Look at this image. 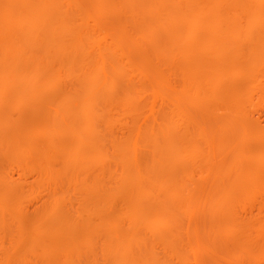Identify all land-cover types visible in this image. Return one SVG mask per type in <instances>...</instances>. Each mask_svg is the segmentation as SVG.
<instances>
[{
    "label": "rangeland",
    "instance_id": "1",
    "mask_svg": "<svg viewBox=\"0 0 264 264\" xmlns=\"http://www.w3.org/2000/svg\"><path fill=\"white\" fill-rule=\"evenodd\" d=\"M151 1L59 0L58 5L61 3L59 6L63 11L72 10L76 14V6L78 11L84 9L89 14L83 20L78 17L80 13L76 10L78 18L71 15L75 18L73 21L70 17L72 25H66L67 28L62 26L66 30L68 26L72 28V32L67 30L69 33L65 32L61 39L65 46L62 52L41 48L21 53L19 57L18 52L11 51L23 41L8 37V42H5L0 38L1 51L8 45V52H0V65L6 60L17 66H25L23 70H30L29 66L32 65H43L40 72L31 79L32 89L27 86L28 73L20 70L23 80L18 72L17 75L12 74L19 76L18 83L14 86L8 83L10 86L6 88L5 98L0 94V111L8 118L0 134V205L4 204V210L0 207V264H114L113 258L105 252V236L109 228L101 227L100 222L110 220L122 230L128 228L125 220L119 216L124 206L116 193V180L122 174L123 165L128 168L127 176H138L133 171L134 165L138 163L142 165L140 174L144 175V190L149 192L142 201L148 206L162 201L173 211L176 226L167 231L177 234L175 247L181 253V259L177 255L169 257L166 250L157 243L158 235L142 232L146 237V245L134 250V259L139 261L138 264H145L143 259L146 250L154 252L158 264H264V188L261 186V190L254 191V186L258 187L259 179L264 175V168L257 165V151L264 145V76L261 74L264 73V66L260 61L256 67L253 66L255 61L252 56L248 52H241L235 60L230 59L236 62L233 65L234 72L222 82H215V72L221 67L218 64L221 63L218 62L220 54L214 52V49L213 52L199 50L194 53L197 68L208 79L198 87H195L194 82L185 87L181 69L184 65L182 56L189 49L188 44L178 45L177 41H172L168 28L164 29L163 10ZM237 1L182 0L180 12L192 22L183 20L177 34L197 40L201 33L193 25L194 21L214 19L219 10L229 11ZM255 2L264 8V0ZM214 5L217 6L215 11ZM94 19H97V24L93 22ZM241 19L243 17L238 14L236 24L239 27L242 26ZM152 22L158 23L154 29L150 26ZM219 22L226 27L230 19L225 18ZM83 27L89 32L84 39L86 42L81 41L79 46L83 49L81 55L75 44L78 38L76 31ZM40 32H45L44 36L50 34L47 27ZM253 39L250 36L243 37L238 43L232 41L234 43L227 45L228 50L245 51ZM227 46L221 43L219 48L223 50ZM225 53L230 55L226 57H234L232 52ZM101 57L104 69L109 67V63L122 68L125 82L128 80L130 84L127 88H133L135 98L131 97L134 111L126 106L124 109L117 105L110 108V113L105 112L106 118L112 119L108 130L104 121L96 122L95 129L103 141L101 155H105V161L94 164L98 165L95 170L84 173L83 162L67 167L63 165L64 157L54 153L56 144H71L69 137L60 139L55 135L57 129L65 127L64 122L69 121L66 117L58 119L55 111L59 110L65 96L75 98L84 94L85 90L79 89V81L83 79L82 69L85 66L90 70L95 69ZM12 76L8 75V79L11 80ZM212 78L214 80L210 81ZM48 80L56 82V86L46 88L45 81ZM235 88L244 93L246 99L239 104V113L234 116L229 108L218 107L215 95H222L224 91ZM117 91V95L122 92L121 89ZM174 114L177 130L190 134L188 140L191 138L189 141L198 146L202 156L197 162L192 161L190 154L175 149L174 157L179 170L177 179L181 182V185L176 186L178 198L163 199L166 190L154 180V175L147 173L151 158L147 152L150 144L145 138L151 131L138 134L136 131L147 125L158 127L165 117ZM243 119H246L243 123L248 122L249 132L253 130L257 133H253L255 136H250L248 140L244 137L240 139L243 136L240 124ZM20 124L25 137L18 134ZM27 138L36 141L37 149L47 155H22L19 145ZM132 143H136L138 151L121 160L120 153L114 151L113 146L120 145L124 147L122 150H127L125 147L130 149ZM247 159H252L249 160L252 164L249 171L244 166ZM45 163L51 166L52 174H55L51 180H43L41 164ZM254 170L257 172L255 176ZM238 181H243L244 186L241 199H237V202L231 197L224 198L226 187L232 189V192ZM95 185L97 187L93 192L91 186ZM208 195L212 199H208ZM149 211L147 216L153 213ZM39 224L43 230L37 237ZM58 225H63V231L56 232ZM223 225L233 227L231 234L225 236L224 231H219L218 226ZM49 239L51 249L44 251ZM69 240L71 246H66Z\"/></svg>",
    "mask_w": 264,
    "mask_h": 264
},
{
    "label": "bare ground",
    "instance_id": "2",
    "mask_svg": "<svg viewBox=\"0 0 264 264\" xmlns=\"http://www.w3.org/2000/svg\"><path fill=\"white\" fill-rule=\"evenodd\" d=\"M58 1L59 0H0V3L2 2L0 6V15H1L0 38L5 42L6 41L8 42V37L15 39L18 38L19 39L18 42L20 40L23 41L21 42L20 45L18 42H16L18 43L19 46L14 47L13 51L11 52L14 53L18 52L20 57V55H22L21 53L32 52L35 49L39 50L41 48L45 50L51 49L54 50V52H62L64 50L65 46L62 44L61 39L63 38L67 30L72 32L71 30L72 28L68 26V29L66 30V29H62V26L65 27L66 25H70V17L72 18L71 15H73L74 12L72 10L70 11L67 9L66 11H63V8L62 7L60 8L59 6L61 5V3H59L58 5ZM152 1H151L152 3L157 4V6H159L164 12L165 15L164 23L166 25L164 29L166 27L168 28L169 30L168 34L171 36L172 41H177L179 43L178 45H182V44L185 45L186 43L188 44L187 47H189V49L185 51L186 54L182 56L184 60V65L182 66L181 69L185 87L188 84H190V82H194L195 87H198L202 82H205L208 79V77L205 74H202L204 72L202 70H198L197 68L198 62L195 60L194 53H197L199 50L201 51L206 50V52H210V51L213 52L212 49H214V52L216 53L218 52V55L220 54L219 60L218 59L216 60H218V62H221L218 63L221 64V67L215 72L217 74L215 77L216 79L214 80V78H212L210 81L214 80L215 82L217 81L222 82L223 79L227 78L230 74H232V72H234L235 70V66L233 65L236 64V62L234 63L233 61L235 60V57L237 58L239 57L238 55L241 52H248L249 55L252 56L255 63H253L254 65L253 64L251 65L256 67L258 62L260 61L264 66V8L260 5V3L255 2L256 0H238L237 3L234 4V6L229 11L227 9H223L222 11H220L219 10L220 6H218L219 11L217 16L214 17V19L207 20L206 22H201L197 20L194 21L193 25L198 27L201 33L200 37L197 40L190 39L187 37L185 38L181 37L176 32L178 31L179 24L182 23L183 20L185 21L190 20V19H186V17H183L184 14L180 12L181 6L183 5L182 0H152ZM212 7L213 5L211 6V8ZM74 8H75V13L77 14L79 8H76V6ZM147 8L149 9V5L147 6ZM213 10L214 11L217 10V6H215ZM78 12L80 13L78 17L81 18L87 17L88 12L86 13L84 9ZM76 14H74V16L77 19L78 17L76 16ZM238 14H241V17H243V19H241L242 20L241 27H239L236 24ZM225 18L230 19V23L229 25H226V27L220 24L219 22V20H223ZM93 22L97 24V19H94ZM83 24L84 23H82V26ZM157 24H158L157 22H152L150 23V26H152V28L154 29ZM46 27L47 29L49 28V32H50V34L48 33L49 36L46 35L44 36L45 32L44 34H42L43 32L42 33L40 32L41 29ZM84 27L80 30L77 31L75 30L77 32L78 38L76 37L77 42L75 44L76 47L75 46L74 47L78 49L79 52H81V55L83 53L82 51L83 49L79 46L81 44V41H85L84 39H86V37L88 36L87 35L88 30H86L85 29L86 27L85 28ZM250 36H253L255 40L253 39L252 44H249V46L245 51L242 49H237L234 51H232V49L228 50L229 47L227 45H229L230 42L234 43L235 41H237L236 43H238L243 39V37L245 38ZM12 41L14 42V40ZM9 42L11 43V40H9ZM16 43H14V46H16L15 45ZM221 43L226 44L227 49L226 48H224L223 50L220 49L219 45ZM5 47L6 48L4 49V51L0 50V52H8V45ZM225 52H232L231 54L234 55V57H226L230 55H228V53L226 54ZM230 59H234V60H230ZM111 64L109 63V67L107 69H104L103 68L104 61H103V57H101L100 61L96 63L95 69L90 70L89 67L85 66L82 69L83 79L79 81L80 85L78 84L79 89L82 88L81 90H85V92L83 91L84 94L81 93L79 96L75 95L76 96L75 98H71L72 96L65 98L66 97L65 96L59 106V110L55 111V113H57L56 117L58 119H60L61 117L64 118L66 117V119H68L69 121L67 120L68 123L64 122L65 127L63 128H61L59 125L61 129H57L56 134L55 133L54 134L58 136L60 139H63L64 137H69V139H71V144L69 143L70 144V145L68 144L69 146L68 145L62 146V144H58V145L56 144L54 146V153L64 157L65 163H63V165L66 164L67 167L74 166V164L79 161L83 162L84 167L82 170L84 173H88L89 171H91V169L95 170L94 168L97 167L98 165L95 166L94 164H101L102 162L105 161V158H103V156L105 155L104 154L103 156L101 155V150L103 148V144H102L103 141L101 142V139H99L100 136L98 134L99 132L96 131L95 129L96 122L104 121L106 123L105 124L106 130H108L109 125L111 126L112 119L109 118L107 119L105 116V112L108 111L110 113L111 110L110 108L116 105L122 106L120 108L123 109L124 106H126V108L133 110V102H134L132 101V98L134 97L132 94L133 88H127L130 84L128 85V80L127 82H125L126 78L124 76V73L122 72V68H120L119 65L113 66ZM41 65L42 64H37L34 66L32 65L31 67L29 66L30 70L24 69L28 73V75H26L27 76L26 80L28 82L27 86L30 89L33 88L31 79L33 75L38 74L40 72L41 70L40 67L43 66ZM253 66H251V68L254 69ZM23 68H25V66L24 67L17 66L16 63L13 62L8 63L7 60L0 65L1 97L5 98L7 93L6 88H8V86L10 85L14 86L15 84L18 83L17 79H19L18 78L19 76L15 77V75L12 76V74L16 73L17 75V72L18 75L22 74V73L19 74V71L20 70L24 71ZM99 71H101V73ZM261 74L264 76V73ZM8 75L12 76L11 80L10 78L8 79ZM24 75L25 74H23V76ZM21 76L22 75H20V77ZM8 83L10 85H8ZM45 83H46L45 84L46 88L49 89L55 87L57 84L52 80L45 81ZM220 84L222 85V83ZM119 89H121L122 92L121 93L119 92L120 94L117 95L118 94L117 90ZM244 98H245V94L242 92L240 93V91H238L237 88L229 89L227 92L224 91V94L222 93V95L221 94L215 95V99L218 107L224 106L229 108L230 112L234 116L239 113L238 107L239 104L246 99ZM175 117H176L175 114L173 116L165 117V119L158 125V127L157 125L156 126L147 125L142 129L139 127L136 131V134L141 133L143 131L144 132L151 131V134L148 137L146 136L145 138V140L148 141L150 144V148L149 150H147V152L150 154V158H151L149 163V171H147V173L154 175V180L158 182L164 190H166L163 199L166 197L167 198L170 197L171 199H174L175 197L178 198L176 192L177 190L176 186L181 185V182L178 181L177 179L179 170L176 166V161L174 157L175 149L179 148L181 151H184V153L187 152L188 154H190L192 161L197 162V159L201 158L202 156V153H200L198 146L195 143H192L193 141L191 142L189 141L191 138L188 140V138L190 137V136L188 137V135L190 134H188V132L186 131L179 132L177 130L176 126L174 125ZM152 119L150 120L154 121ZM7 121L8 118L5 117L3 114H1L0 111V134H2L1 132L4 131V125L7 123ZM243 121H246V119H243L242 122L240 123L242 124L241 130L243 135L242 137H240V139L244 137L247 138L246 140H248L249 138H251L250 136H252L254 132L253 130L252 131L250 130L251 132H249L248 122L243 123ZM23 131L24 130L22 124H20L18 129V134L24 136ZM254 134L257 135L256 132ZM27 139L28 140L23 139L19 145V149L21 150L22 155L24 154L31 157L33 155L42 156V154L43 155L46 154L44 151L42 150L40 151L39 148L37 149L38 144L36 143V141H32V138L31 139L27 138ZM242 140L241 143L243 142ZM132 144L130 149L129 147H125V149L127 148V150H122V148L124 149V147H121L120 145L119 146L121 148L118 145H114L113 150L116 151L117 153L119 152L120 153L119 155H121L122 157L120 159L123 160L131 155H135V153L138 151V147L136 143H132ZM259 149H260L259 151L256 150L257 157L259 158V162H257V165L264 168V145L261 146V148ZM29 154L32 155L30 156ZM99 154L100 156H98ZM249 160L247 159L246 163H244L245 169H247L248 171L252 165L249 162ZM41 166H43L41 167L44 176L43 180L44 181L45 179L51 180L53 176H55V174H52L54 172L52 171L51 166L48 163H45L44 165L41 164ZM123 167L125 169L121 168L122 174H119L116 180V184L118 186V190L116 193L121 198L122 204L124 206L119 216L125 220V223L127 224L128 228L126 230H122L116 227V225L112 224L113 222H110V220H105V219L100 222L101 225L98 223V225H100L101 227L108 226L109 228V230L107 231L108 233L106 232L107 235L105 236L106 255L113 258L114 264H138L137 262L139 261L134 259L136 256V252L134 253V250H138L142 246L146 245L145 243L146 241L144 240L146 237L142 232H148L150 234L159 236L157 243L160 245V247H162V249L166 250V252L169 254V257L176 255H177L176 257L178 256L180 257L181 253L178 251L177 249L178 247L177 248L175 247V242L178 239V236L175 233L173 234L172 232L167 231L176 226L173 211L169 209L167 206H165L162 201L153 202L150 206L145 205L143 203L142 199L148 196L149 192H146L144 190L145 186L143 185V180H142L144 175L140 174V167H142V165H140L139 163L134 165L133 171L138 174V176H134V177L127 176L126 172L128 168H126L124 165ZM181 171L183 172L184 170ZM253 174L255 176L257 172ZM248 176H250V173H248ZM238 182L239 183L237 182L235 183V187H234L235 190H233L232 192H230L232 189L230 190L229 188H227L228 186L226 187L224 198L227 199V197L229 198L231 197V199L237 201V199L242 197L243 195L242 192H244L243 191L244 186L242 183L243 181L242 182L238 181ZM80 184H82V182ZM170 185H173L172 186L173 188L172 187L170 188ZM261 186H263L262 188H264V175L260 177L258 187L256 188V186H254L255 187L254 191L260 189ZM96 187H97L96 185L94 187L91 186V190L94 192V189ZM167 193H169V195H167ZM207 198L212 199L211 195L210 197L208 195ZM0 207L3 208L4 210L3 203H1ZM148 211L153 213L150 216H147ZM40 223H42V221ZM17 225L19 227V223ZM38 226L39 228H37L38 231L37 237L40 235V232L43 230L42 225H41L42 227L40 226V224ZM231 227L229 225L218 226L219 231H221V233L222 231L226 233L225 236L231 234L232 231ZM60 230L63 231V225H60V227L58 225V227L56 228V232H59ZM139 232H141V234ZM230 237L232 238V236ZM49 240L47 244L41 241L42 244H45L44 251H49L48 249H51L52 243L51 240L50 241ZM49 242L51 245L49 244ZM68 245L71 246V240H69L68 243L66 244V246ZM145 253L146 254L144 255V259H143L145 264L159 263L156 261L157 259L155 258L154 252H152L151 250L150 251L146 250ZM183 259L184 258H182V262H184Z\"/></svg>",
    "mask_w": 264,
    "mask_h": 264
}]
</instances>
